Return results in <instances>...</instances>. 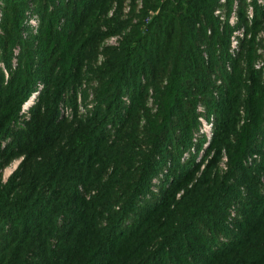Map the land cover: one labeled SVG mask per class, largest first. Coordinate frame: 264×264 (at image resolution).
<instances>
[{
    "label": "trees",
    "instance_id": "16d2710c",
    "mask_svg": "<svg viewBox=\"0 0 264 264\" xmlns=\"http://www.w3.org/2000/svg\"><path fill=\"white\" fill-rule=\"evenodd\" d=\"M1 1L0 264H264V3Z\"/></svg>",
    "mask_w": 264,
    "mask_h": 264
},
{
    "label": "rangeland",
    "instance_id": "374dc122",
    "mask_svg": "<svg viewBox=\"0 0 264 264\" xmlns=\"http://www.w3.org/2000/svg\"><path fill=\"white\" fill-rule=\"evenodd\" d=\"M247 2L250 3L251 0H247ZM225 3H226V0H221V4L224 5ZM260 3L263 4L264 3V0L262 2H260ZM0 5H2V1L0 2ZM223 5L222 6H219L215 10V14L217 16H219V18L221 19V21L225 22L227 16L225 14L226 13V10H225V8H224ZM140 6H141V4H140ZM126 10H128V8ZM237 10H238V4L235 3L234 10L232 11V13H231V15L229 17L230 23L232 24V22H233L235 24V26L238 23ZM0 11H1V13H0V24H1V22L3 20V16H4V11L5 10H3L2 7H0ZM247 12H248L249 17L251 18L252 15H253V7H252V5H249ZM32 17H33V19H35V22L38 24L37 25V28L39 29V27H40V16H38L37 14L36 15H31L30 12H27V22H28L29 25H30L29 19H31ZM239 31H243V33H244L243 38H241L239 36V34H238ZM0 33H1V28H0ZM245 33H246V31H245V28L244 27H239V28H237L233 32V34L231 36V48H230V51L231 52L233 50H235V48H233L234 46L232 44V37L236 36L237 39H239L241 41V39H244L245 38ZM249 37H250V35H249ZM120 39H121V35H119V34L110 36L109 38H107L104 41V45L106 47L119 46ZM262 40H264V26L261 29V31L259 32V34L257 35V41L258 42H262ZM262 49H263L262 46H259L258 47V53H259V55L264 52V50H262ZM18 53H19V48H17V50H16V54H18ZM261 57H262V55H260V57L257 59V61H256L257 64L260 63ZM99 58H100V61L104 59V57L102 55ZM0 64L3 65L2 62H0ZM14 65H16V61L13 62V68H14ZM1 72L5 75V78L7 80L9 78V72L6 69L5 66L0 69V73ZM94 85H96V82L90 83V87H93ZM85 87H86V85H85V83H83V87L82 88H85ZM40 88H42V87H40ZM39 94H40V90H36V91H34L31 94V97L33 95H35V97L38 98L39 97ZM78 96H79V104H80V107H79L80 113L84 114V113L88 112L89 110L91 111L93 109V106H94V95H92L91 89H89V97H88V100L86 102V105H84L85 102L83 101V98H82V95H81V90L79 91ZM31 97L27 101L24 102V104L22 105V108H21V112H20V114L22 116H26L27 117V120H29L30 117H31V107L34 105L35 100H36L35 99L34 102L31 103V101H30ZM150 105H152L151 100H150ZM197 111L199 113V121L201 123V128H199L200 132H197V134L198 133L199 134H202L203 133L205 135L206 139H207L206 140L207 141L206 144H209L211 142V140H212V129H213V126H214V121H215L214 115L208 113V111H207V109H206V107L204 106L203 103H199L198 104ZM205 146H207V145H205ZM203 153L204 152L202 151L200 153V156ZM23 158H24L23 156H17L15 158H13L12 160H10V162H8L7 164H5L4 166H1V164H0V183L1 184H5L9 180V178L13 175V173L18 169V167H19L20 163L22 162ZM252 159L253 158H250V161H252ZM226 161H227V159L225 158V154H224L222 156V158H221V161H220V167L222 169H224V170L227 169Z\"/></svg>",
    "mask_w": 264,
    "mask_h": 264
},
{
    "label": "built area",
    "instance_id": "2783aa9c",
    "mask_svg": "<svg viewBox=\"0 0 264 264\" xmlns=\"http://www.w3.org/2000/svg\"><path fill=\"white\" fill-rule=\"evenodd\" d=\"M262 1H263V0H260V2H262ZM0 13H1V11H0ZM29 23H30V25L33 27L34 31H36V30H37V25H38V24L35 22V19H33V17H32L31 19H29ZM232 24H234V23L232 22ZM238 34H239V36H240L241 38H243V35H244L243 31H239ZM232 44H233V46H234L233 48H235V50H233L232 52H235L236 50L239 49L240 40L237 39L236 36H234V37H232ZM236 45H237V46H236ZM262 65H263V61L261 60L260 63H258V64L256 65V67H257V68H260ZM35 99H36V97H35V95H33V96L31 97V99H30L31 103L34 102ZM25 106H26V105H25ZM29 106H30V105H29ZM64 113H65L66 116L71 117V116H72V109L69 108V107H68V108H65Z\"/></svg>",
    "mask_w": 264,
    "mask_h": 264
}]
</instances>
